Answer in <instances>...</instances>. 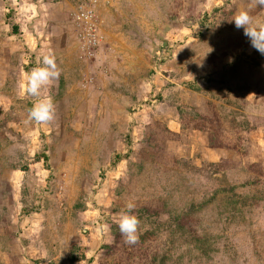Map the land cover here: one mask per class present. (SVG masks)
<instances>
[{"label": "rangeland", "instance_id": "374dc122", "mask_svg": "<svg viewBox=\"0 0 264 264\" xmlns=\"http://www.w3.org/2000/svg\"><path fill=\"white\" fill-rule=\"evenodd\" d=\"M241 9L264 21L253 0H0V264H264V55ZM47 51L56 119L36 124L24 73Z\"/></svg>", "mask_w": 264, "mask_h": 264}, {"label": "clouds", "instance_id": "9594fccd", "mask_svg": "<svg viewBox=\"0 0 264 264\" xmlns=\"http://www.w3.org/2000/svg\"><path fill=\"white\" fill-rule=\"evenodd\" d=\"M254 6L264 8V0H253ZM237 29H243V34L249 39L251 46L264 55V21H253L249 10H239L234 18ZM54 52H45L38 66L24 73L23 90L26 95L36 98L28 110V122L50 124L56 119V105L51 95H42V90L53 84L60 77V69ZM231 62V60H230ZM135 204L128 202L118 214V227L124 242L134 245L139 240L140 219L134 212Z\"/></svg>", "mask_w": 264, "mask_h": 264}, {"label": "trees", "instance_id": "16d2710c", "mask_svg": "<svg viewBox=\"0 0 264 264\" xmlns=\"http://www.w3.org/2000/svg\"><path fill=\"white\" fill-rule=\"evenodd\" d=\"M13 31H14V33L17 31V28L16 27H14L13 28ZM44 160H46V157H44Z\"/></svg>", "mask_w": 264, "mask_h": 264}]
</instances>
